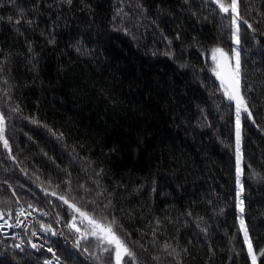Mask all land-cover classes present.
Listing matches in <instances>:
<instances>
[{"label":"trees","instance_id":"obj_1","mask_svg":"<svg viewBox=\"0 0 264 264\" xmlns=\"http://www.w3.org/2000/svg\"><path fill=\"white\" fill-rule=\"evenodd\" d=\"M0 3V58L7 61L12 85L11 98H0V111L18 162L0 143V210L11 212L4 219L12 222L20 209L36 216L29 231L13 230L21 241L0 233V264H44L53 257L58 264H115L114 251L100 256L94 238L75 247L88 233V221L42 188L104 224L115 218V232L139 264H176L163 251L165 244L180 253V264H250L235 199V106L224 96L211 55L220 47L230 58L234 45L215 6L202 0ZM249 5L256 10L248 17L255 24L264 0H245L243 7ZM121 8L129 15L116 16ZM21 10L31 25L8 22ZM256 26L264 30V22ZM247 36L242 91L255 101L256 124L242 119V216L257 264H264V180L252 176L253 170L264 176V132L257 127L264 129V34ZM16 107L19 112L10 111ZM73 216L80 233L66 227ZM41 223L57 234L45 233ZM33 231L52 252L31 247ZM17 243L23 251L11 247Z\"/></svg>","mask_w":264,"mask_h":264},{"label":"snow or ice","instance_id":"obj_2","mask_svg":"<svg viewBox=\"0 0 264 264\" xmlns=\"http://www.w3.org/2000/svg\"><path fill=\"white\" fill-rule=\"evenodd\" d=\"M10 3H15V0H10ZM57 4L61 5H67L71 6L73 3V0H56ZM183 3L185 5H188L191 3V0H183ZM202 3L206 6L208 4L214 5L215 8L212 9L215 15H218L221 17L222 22L227 21V23L224 25V28L226 29L225 34L228 36V38L231 40L230 46V53H231V59L235 60V66L234 68H231L229 73V84L228 87L224 90V96L225 98L235 106V185H236V193H235V199H236V208L241 213L240 216L237 217V219L240 222V231L243 233V239L244 244L247 245V252L248 256L251 260V264H257V253L254 251L252 240L249 236L248 229L245 225V221L243 219L242 213L244 211L243 208V199H242V192H243V182H242V175L244 172V168L242 167L243 163V153H242V119L245 121H251L253 124H256V119L253 113L252 105L255 103V101L246 95V92L242 91V81L244 79L243 76V65L241 61V51H242V44L246 43L248 40L247 33L251 32L253 33V36L258 32L261 31V34H264V30L259 29L256 25H259L261 22H264V10H261L258 14L261 16L260 21H256L255 24L250 21L248 18L251 16L252 12L256 11L255 9H251L250 5L249 8L245 9L243 7L245 0H202ZM3 3H0V7H3ZM53 5H49V7H52ZM35 7V5L33 6ZM138 7L140 8L141 14L146 12V9H144L142 4H138ZM218 9V11H216ZM128 16L129 13L125 12L123 8L118 9L116 16ZM193 15H197L195 12H193ZM207 19V17H204ZM4 19V17L0 16V20ZM115 19V17H114ZM7 20L9 23L13 25H19L22 23V21L26 22L27 24L31 25L33 23L32 19H28L25 17L23 10L20 11L19 15L17 17L9 16L7 17ZM127 32V29H125ZM243 33V34H242ZM161 36L164 40L168 42L169 45H171L172 41L164 35L163 32H161ZM176 39H180V35L177 34ZM48 43L54 44L55 43V37L49 36L48 37ZM78 43V42H77ZM260 42L257 41V44ZM75 47L77 52L82 53V49L76 45H73ZM28 51L30 53L33 52L31 45H29ZM169 56L172 55L171 52L167 53ZM212 60L217 63V66H220V59H223L227 54L225 53L224 49L220 47H215L211 50ZM35 53H33V59L29 62L32 63L33 69L36 68V62L34 61ZM7 61L3 58H0V93H2V97L0 98H7L10 99L11 95V88L12 85L9 81V79L5 76V72L7 71L5 65ZM217 75L218 79H221V83L223 84V78L220 76L219 73H215ZM7 86V87H4ZM247 91H253L251 87L247 88ZM10 111L13 112H19V107L16 108H10ZM203 111V109H201ZM36 122V121H32ZM258 129L262 132H264V129H260L259 125H257ZM8 129L7 124V117L6 114L2 111H0V143H2V146L5 150L8 152V158L12 160L14 164H18L16 156L13 154L11 145L9 143V140L6 136V132ZM247 167L251 168V165H247ZM102 169L100 172H97L96 175L99 176L102 173ZM68 176H71V173H68ZM252 176L254 179L257 180H264V176H261L259 173H256L255 170H253ZM39 179V177H37ZM65 183H70V180H65ZM98 183V182H97ZM49 186H51V182H49ZM59 187V185H57ZM80 187H84V185H81ZM41 191L45 192L46 195L55 196L56 199H59L63 201L64 204L68 206V208L72 209L74 212L78 213L81 217L86 219L91 226L88 233L81 238H78L75 241V247L81 248V240H88L89 238H94L97 241L98 247L100 248V256H103L104 253H109V255L112 254L114 251L115 255V264H139V261L137 259V255L133 249H131L128 244L120 238V236L117 235V233L114 230L113 225H115V218H112V220L108 224L102 223L100 220L95 219L92 216H89L87 212L83 211L81 208H79L75 203H72L69 201V199L65 196L58 195L56 192H49L46 188H42ZM85 191H88L87 188H85ZM153 192L156 191L155 188L152 189ZM13 196H16L17 193L13 191ZM97 195H102L101 192H98ZM19 203V200L16 201ZM51 203V201H49ZM110 203V201H109ZM108 205L105 204L104 207L106 208ZM29 208H32L33 211H37L33 205L29 204ZM223 212V209L220 210ZM45 213L41 212V215H44ZM5 215L11 216V212L4 213L2 210H0V220L4 219ZM25 212L23 209H21L17 214V226H19L22 221L19 219L20 217L24 216ZM188 216H192L191 212L187 213ZM61 218L58 216L57 221L59 222ZM200 221L203 220V218H199ZM7 223V221H5ZM41 229L45 233H51L52 235H56L57 233L53 230L52 225H45L41 223L40 225ZM66 227L70 230H74L77 233H80L82 229L77 226L76 223V217L73 216L71 218V221L66 224ZM196 227L199 228V231L207 235L208 229L207 227H202L200 222H197ZM31 235L35 237L37 233L35 231L31 232ZM28 243L31 245L33 249H37L38 245L36 243H33L31 240L28 241ZM107 245V247H105ZM14 249H20L23 251V247L21 244H13L11 246ZM49 252H52V248L49 247L47 249ZM84 251L90 255L93 256L94 259H99V256H96L95 253L90 252L87 247H84ZM163 251L167 253V255L171 256L172 259L176 260V264H180L179 259H177L180 255L177 250L172 247L171 244H165L163 246ZM185 251H187L185 249ZM261 254H264V250H261ZM154 260L159 261L160 257L154 256ZM44 264H52V261L45 260ZM58 264V261H57Z\"/></svg>","mask_w":264,"mask_h":264},{"label":"built area","instance_id":"obj_3","mask_svg":"<svg viewBox=\"0 0 264 264\" xmlns=\"http://www.w3.org/2000/svg\"><path fill=\"white\" fill-rule=\"evenodd\" d=\"M20 210H18L17 213ZM23 210L25 212V215L19 218L22 221V223L19 226H17V217L16 216H15V219L13 222L9 221V220H5V219L0 220V233L3 236L9 237V238L14 237L17 241H21V237L17 233H14L13 230L16 229V230H19V231L24 232V233L30 230L31 226L36 221V216L34 213H32L28 209H23ZM5 221H7V223H5ZM55 226H56V231H57L59 237L64 238V235L62 233L60 225L55 222ZM29 240L32 241L31 238ZM33 243H36L38 245V248H41V249L48 251L47 250L48 247H46L44 244V237L39 235L37 238V241L33 242ZM50 261H52V264H57V260L55 257L51 258Z\"/></svg>","mask_w":264,"mask_h":264},{"label":"water","instance_id":"obj_4","mask_svg":"<svg viewBox=\"0 0 264 264\" xmlns=\"http://www.w3.org/2000/svg\"><path fill=\"white\" fill-rule=\"evenodd\" d=\"M215 66H216V73H219L220 76L223 78V84L221 83V79L217 78L216 79L218 81V83L225 89L228 87L229 84V73L231 68H233V65L228 57V55H226L223 59H220V66H217V63L215 62Z\"/></svg>","mask_w":264,"mask_h":264},{"label":"rangeland","instance_id":"obj_5","mask_svg":"<svg viewBox=\"0 0 264 264\" xmlns=\"http://www.w3.org/2000/svg\"><path fill=\"white\" fill-rule=\"evenodd\" d=\"M230 61L231 62H233L234 63V66H235V60H233V59H231V54H230ZM214 64H215V62H214ZM215 70H216V66H215ZM241 215V213L238 211V216H240ZM52 217V216H51ZM238 225H239V229H240V222H239V220H238ZM90 225L88 226V230H87V232L89 231V229H90ZM241 234H242V237H243V233L241 232ZM243 241H244V239H243ZM245 245V244H244ZM245 248H246V253H247V256H248V252H247V245H245ZM248 259H249V262H250V264H251V260H250V258H249V256H248Z\"/></svg>","mask_w":264,"mask_h":264},{"label":"bare ground","instance_id":"obj_6","mask_svg":"<svg viewBox=\"0 0 264 264\" xmlns=\"http://www.w3.org/2000/svg\"><path fill=\"white\" fill-rule=\"evenodd\" d=\"M38 236H39V235H36L35 237H33V236H32V237H31L32 241H33V242H36V241H37V238H38Z\"/></svg>","mask_w":264,"mask_h":264}]
</instances>
